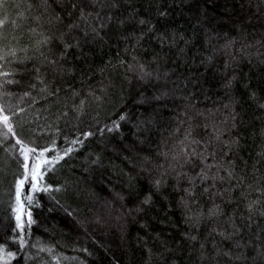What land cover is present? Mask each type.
Instances as JSON below:
<instances>
[{
  "label": "trees",
  "instance_id": "1",
  "mask_svg": "<svg viewBox=\"0 0 264 264\" xmlns=\"http://www.w3.org/2000/svg\"><path fill=\"white\" fill-rule=\"evenodd\" d=\"M0 52V264H264V0H4Z\"/></svg>",
  "mask_w": 264,
  "mask_h": 264
},
{
  "label": "snow or ice",
  "instance_id": "2",
  "mask_svg": "<svg viewBox=\"0 0 264 264\" xmlns=\"http://www.w3.org/2000/svg\"><path fill=\"white\" fill-rule=\"evenodd\" d=\"M44 2L47 3V0H44ZM3 3H4V0H0V7H2ZM84 17H85V14L83 12H81V18L83 19ZM57 19H59V17H57ZM43 42L46 43L47 41L45 40ZM12 54L14 55V53H12ZM3 58H4V54L2 52H0V59H3ZM0 111H2V107H0ZM121 119H124V117H121ZM3 121L5 122V124H7L8 117L4 116L3 117ZM9 131H11V128H9ZM73 143H75V141ZM71 151H72V149L69 148L68 152H71ZM41 155H43V153H41ZM44 163H47V161H45ZM25 168L27 169L28 165H25ZM40 169H41V165L37 164L35 166V168L32 170V172H26V175H30L32 177V179L37 180V181L42 180L43 179V175H42ZM203 178L207 179L208 177L205 175ZM24 183H25L24 180H20L18 182V186H17V189H16V196H17L18 203L21 200V189L23 188ZM32 187H33V190H36V191L40 190L37 187V184H33ZM24 199L28 200L30 202L32 198L31 197H24ZM21 207H22V205H21ZM16 219L18 221V224H17V228L18 229H23L26 224L28 226H30V224L32 223V221H30V220L29 221H22L20 215H17Z\"/></svg>",
  "mask_w": 264,
  "mask_h": 264
},
{
  "label": "rangeland",
  "instance_id": "3",
  "mask_svg": "<svg viewBox=\"0 0 264 264\" xmlns=\"http://www.w3.org/2000/svg\"><path fill=\"white\" fill-rule=\"evenodd\" d=\"M17 215H19V212L17 213ZM40 249H42V248H40Z\"/></svg>",
  "mask_w": 264,
  "mask_h": 264
}]
</instances>
